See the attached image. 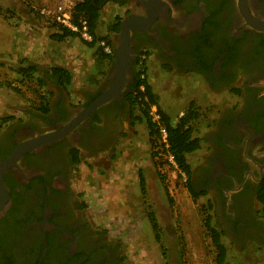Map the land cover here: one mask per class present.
Here are the masks:
<instances>
[{
    "label": "flooded vegetation",
    "instance_id": "flooded-vegetation-1",
    "mask_svg": "<svg viewBox=\"0 0 264 264\" xmlns=\"http://www.w3.org/2000/svg\"><path fill=\"white\" fill-rule=\"evenodd\" d=\"M92 2L100 11L108 7L120 28L123 21L140 20L129 39L128 82L65 136L23 153L5 169L0 264H133L124 244L90 216L80 173L82 166L109 168L123 154L142 53L146 62L158 61L171 73L190 76L212 98L221 97L217 107L210 104L209 155L194 169L191 184L201 197H211L223 237L264 240L258 200L264 180V29H258L264 0ZM111 33L120 44L119 34ZM109 88L106 83L99 92L75 94L76 107L62 95L49 112L30 111L26 119L8 122L0 130V168L20 146L62 131Z\"/></svg>",
    "mask_w": 264,
    "mask_h": 264
},
{
    "label": "rangeland",
    "instance_id": "rangeland-1",
    "mask_svg": "<svg viewBox=\"0 0 264 264\" xmlns=\"http://www.w3.org/2000/svg\"><path fill=\"white\" fill-rule=\"evenodd\" d=\"M17 11L41 18L20 0H0V13L15 15ZM102 17L105 33L101 36L109 35L116 18L107 12L102 13ZM114 40L112 41L116 50L118 44ZM75 49L81 56L93 52L92 48L85 45ZM147 63L146 79L158 97V105L163 112L169 114L173 124L178 122L184 114L181 111L190 102L194 101L196 107L202 108V111L204 107L211 108L210 104L217 107L216 103H219L221 97L218 95L214 99L203 88L197 90L193 85L188 86L187 80H190V76L182 74L176 78L165 79L162 76L163 70L154 73L150 71L151 62ZM3 86L10 93L0 101V119H26V114L21 113L22 109L19 107L38 111L41 103L39 97L47 98L50 93L45 85H40L36 74L11 80L0 69V88H4ZM228 95H224L225 101L229 99ZM74 96L72 103L76 107L77 98ZM139 114L134 108L130 137L125 140L123 154L113 166H82V188L85 198L88 199L90 216L109 237L119 239L124 244L127 259L133 264H216L217 251L205 226L207 203L211 197L192 196L187 179L180 174L177 167L167 163L166 151L163 148L158 150L161 146L160 138L157 137L155 146H151L148 126L135 120V116ZM211 121V114H204L198 120V136L205 138L206 126L210 127ZM204 145L205 152L188 155L193 169H198L203 163L202 158L206 159L209 155L206 139ZM160 152L162 154L159 159ZM140 171L145 175L144 188L140 184ZM210 206L213 207L209 212L214 217L213 223L221 230L217 222L218 209H215L212 201ZM152 218L159 225L158 231L153 228ZM253 239L254 241L248 239L241 242L223 237L228 251L227 264H264V240L260 239V242L255 237Z\"/></svg>",
    "mask_w": 264,
    "mask_h": 264
},
{
    "label": "crops",
    "instance_id": "crops-1",
    "mask_svg": "<svg viewBox=\"0 0 264 264\" xmlns=\"http://www.w3.org/2000/svg\"><path fill=\"white\" fill-rule=\"evenodd\" d=\"M105 12L109 13V15H113L108 7H106L103 11H100L101 18L96 32L99 37H107L111 35L110 38L114 40L115 34L111 33V29L109 32L111 34L101 36L105 33V29L102 25V22H104L102 13ZM99 26L101 27V31H99ZM58 31L59 30L57 28L49 26L45 20L38 17L34 18V16L29 13L24 14L20 11H17L15 15L0 13L1 71H3L4 74H7L11 80H17L24 76V70H33L39 79L42 78L44 80L43 84L50 92L47 97L50 110L51 104H58L60 99L62 100V95L68 96L69 100L72 101V97L75 94H82L81 92H99L100 87H104L106 83L111 86L116 70L115 61L111 63L107 59L99 58L96 54L98 49L97 46L93 47L89 44L80 42L78 38H66L63 41H59L54 37V34ZM83 45L92 48V54H82V56L79 55L80 52L75 48H80ZM74 54L75 56L73 57ZM56 68L63 69L69 73L71 76V83L69 86L63 87L60 80L52 76L51 71ZM151 70L154 73H159L158 71L163 70L164 74L162 76L165 79H172L178 76V74L171 73L169 70H166L161 63L154 60H151L150 71ZM187 81L188 86L193 85L196 89H201L200 86L194 85L191 80ZM5 82L6 81H3V83ZM3 87L4 88H0V101L4 100V96H7L10 93L5 86ZM74 98L76 97L74 96ZM67 102H69L68 99ZM43 107L44 106H39V109L37 110L42 112ZM19 108L22 109L21 113L25 114L33 111L31 108L27 107ZM187 108L181 112L185 113ZM161 110L163 109L161 108ZM164 113L167 114L165 111ZM167 115L169 116V114ZM211 126L212 124L210 123V127ZM206 127L207 129L205 134H208L210 127ZM204 146L205 145L203 143L202 148H204ZM193 171L194 169L192 168V172ZM140 172L143 174L142 171ZM143 176L145 179L144 174Z\"/></svg>",
    "mask_w": 264,
    "mask_h": 264
},
{
    "label": "trees",
    "instance_id": "trees-1",
    "mask_svg": "<svg viewBox=\"0 0 264 264\" xmlns=\"http://www.w3.org/2000/svg\"><path fill=\"white\" fill-rule=\"evenodd\" d=\"M81 18H85L88 20L91 31L96 38V42L89 45L94 47L97 46V42L101 40L107 41V43L113 47V54H106L100 46H98L96 54L101 59H107L111 63L114 62L116 56L112 39L109 36L99 37L97 35L96 31L101 18V14L100 9L96 7L92 0H82L75 7L74 20L77 22ZM58 30L59 31L54 34V37L59 41H63L66 38H78L76 34L70 33L69 31L61 27H59ZM111 31L119 34L120 24H114L111 28ZM23 74L24 76L28 77L29 75H35V72L33 70L31 71L30 69L24 70ZM51 74L52 76L60 80V83L63 87H67L71 83V76L63 69H52ZM43 83L44 80L41 78L40 85L43 86ZM141 87H144V91L141 90ZM39 99H41L40 106H44L42 108V112H49L50 109L48 99L44 97H39ZM132 99L133 108H135L140 113L138 116H135V120L145 123L148 126L150 130V144L153 147V145L155 144L154 141L157 140V137H159V131L155 128L154 124L152 123L151 117L149 116V107L152 104H158V97L154 93L147 79L141 78L140 73H138L136 77L135 93ZM161 114L168 132V141L170 146L168 152H170L174 156L180 172L186 176L188 189L191 192L192 196L198 198L202 194L198 193L195 190L194 186L191 184L193 172L188 159V155H192L193 153L201 150L202 144L206 139L204 137L198 136V129L195 126L198 120L203 116L201 109L200 107H196V104L194 102H191L185 113L175 124L172 123V119L167 114H165L163 110H161ZM11 120H13V117H5L0 119V130ZM139 178L140 184L144 188L145 179L141 172H139ZM258 200L262 206L261 213L262 217L264 218V180L258 191ZM210 205L211 202L207 203L208 213L205 217V226L217 251L216 264H227L228 251L223 243L224 232L220 230L215 223H213L214 217L209 213L213 209V207H211ZM152 224L154 230L158 231L159 225L155 220H153V218Z\"/></svg>",
    "mask_w": 264,
    "mask_h": 264
},
{
    "label": "built area",
    "instance_id": "built-area-1",
    "mask_svg": "<svg viewBox=\"0 0 264 264\" xmlns=\"http://www.w3.org/2000/svg\"><path fill=\"white\" fill-rule=\"evenodd\" d=\"M26 4L32 12L37 13L43 20H45L49 26L53 28H63L70 33L76 34L78 39L84 43L91 44L96 42V38L91 31L89 22L85 18L79 19V21L74 20L75 7L82 0H20ZM97 45L100 46L106 54H113V47L107 43L105 40L97 42ZM147 56L145 53H142L137 61L136 69L141 74V78H146V66H147ZM141 90L144 91V87H141ZM194 102V101H193ZM195 103V102H194ZM196 104V103H195ZM201 112L204 114H209L211 108L204 107ZM149 116L151 117L152 123L155 128L159 131L160 138V147L159 149H164L167 153L166 161L170 166H175L178 168L174 156L168 152L169 151V141H168V132L165 127L164 121L162 119L161 109L158 104H152L149 107ZM202 116V117H203ZM160 154L159 159L161 158ZM179 170V168H178ZM180 172V170H179ZM180 174L186 178L184 174Z\"/></svg>",
    "mask_w": 264,
    "mask_h": 264
},
{
    "label": "water",
    "instance_id": "water-1",
    "mask_svg": "<svg viewBox=\"0 0 264 264\" xmlns=\"http://www.w3.org/2000/svg\"><path fill=\"white\" fill-rule=\"evenodd\" d=\"M138 20L130 19L122 22L119 33L120 44H118V47L115 50L116 70L110 88L107 91L103 92V94L99 96L94 102H92L88 107H86L78 115V117L68 126H66V128H64L62 131L40 136L35 140L31 141L30 143L20 146L16 150V152L12 155L11 158L1 165L0 187H2L3 184L2 175L3 172H5V169L10 167L11 165H14L15 162L22 156L23 153L30 151L35 147H39L41 145H47L50 142L56 140L57 138L65 136L68 132H70L73 128H75L83 119L88 118L100 107L107 104L111 100L117 98L122 93L124 86L128 82L127 76L131 68L129 39H130L131 31H135L137 29L134 22ZM260 25L261 26H259L258 29H264V24H260Z\"/></svg>",
    "mask_w": 264,
    "mask_h": 264
}]
</instances>
